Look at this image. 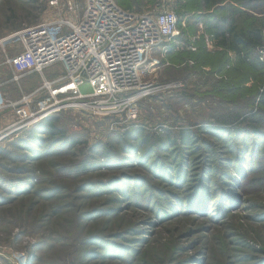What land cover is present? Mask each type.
<instances>
[{"label": "rangeland", "instance_id": "rangeland-1", "mask_svg": "<svg viewBox=\"0 0 264 264\" xmlns=\"http://www.w3.org/2000/svg\"><path fill=\"white\" fill-rule=\"evenodd\" d=\"M113 1L178 14L123 94L133 119L51 84L60 63L13 78L18 34L85 0H0V264H264V27L241 64L212 30L236 9L264 23V0Z\"/></svg>", "mask_w": 264, "mask_h": 264}, {"label": "built area", "instance_id": "built-area-1", "mask_svg": "<svg viewBox=\"0 0 264 264\" xmlns=\"http://www.w3.org/2000/svg\"><path fill=\"white\" fill-rule=\"evenodd\" d=\"M177 25L178 16L172 10L129 12L113 0H85L76 21L45 22L23 29L18 34L23 50L8 63L14 79L60 63L64 74L51 84L62 81L73 94L71 98L88 102L96 111L116 108L133 119L135 99L123 94L139 85L146 57L175 36ZM82 85L89 91L83 93ZM2 103L0 99V110ZM12 107L19 121L33 116L27 97Z\"/></svg>", "mask_w": 264, "mask_h": 264}, {"label": "trees", "instance_id": "trees-1", "mask_svg": "<svg viewBox=\"0 0 264 264\" xmlns=\"http://www.w3.org/2000/svg\"><path fill=\"white\" fill-rule=\"evenodd\" d=\"M205 1L207 5L213 6L218 3L217 0ZM250 1L252 0H244L243 4L249 5ZM238 14L239 16L237 17ZM261 27H264V23H259L256 18L236 9L233 10L232 14L218 19L212 30L218 45L226 51L235 53L238 63L241 64L242 60L244 61L245 58L249 57L250 53L262 47ZM247 118L253 119L251 115L247 116ZM53 130L54 127L49 126L50 133H53Z\"/></svg>", "mask_w": 264, "mask_h": 264}, {"label": "bare ground", "instance_id": "bare-ground-1", "mask_svg": "<svg viewBox=\"0 0 264 264\" xmlns=\"http://www.w3.org/2000/svg\"><path fill=\"white\" fill-rule=\"evenodd\" d=\"M46 86H47V87H49V86H50V84H49V83H46ZM56 109H57V108H56ZM56 109H55V110H56Z\"/></svg>", "mask_w": 264, "mask_h": 264}]
</instances>
